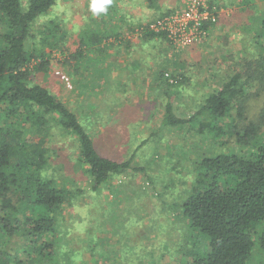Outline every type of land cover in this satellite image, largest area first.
<instances>
[{
	"label": "rangeland",
	"instance_id": "1",
	"mask_svg": "<svg viewBox=\"0 0 264 264\" xmlns=\"http://www.w3.org/2000/svg\"><path fill=\"white\" fill-rule=\"evenodd\" d=\"M206 1L216 21L206 24L203 39L184 47L159 36L142 44L141 30L165 15L142 21L119 36L108 17L130 12L133 0H112L109 15H94L90 0H61L37 21L28 43L35 51L32 81L46 86L88 123L102 154L119 161L132 159L134 169L95 189L76 159L73 135L51 118L39 134L49 138L52 165L47 171L85 194L63 209L53 255L34 252L31 259L39 255L44 264H182L178 248L187 226L171 222L178 215L173 196L186 186L182 179L190 171L189 158L202 146L218 145L209 139L198 142L182 128L163 126L165 104L171 97L179 115H192L207 93L242 70L246 59L264 52V0ZM180 3L173 12L184 9L185 1ZM50 20L59 23L55 36L42 31ZM82 37L88 44L82 45ZM79 51L83 54L74 57ZM42 60L48 63L45 70L38 69ZM161 69L173 85L159 78ZM247 90L252 92L248 109L238 121L244 126L258 120L264 109V85L259 92L254 84ZM3 115L0 112V127L9 121ZM164 187H172L173 196L172 190L162 191ZM71 247L74 251L69 252ZM250 264H264L259 248Z\"/></svg>",
	"mask_w": 264,
	"mask_h": 264
},
{
	"label": "trees",
	"instance_id": "2",
	"mask_svg": "<svg viewBox=\"0 0 264 264\" xmlns=\"http://www.w3.org/2000/svg\"><path fill=\"white\" fill-rule=\"evenodd\" d=\"M58 1L0 0V112L9 120L6 127H0V264H44L39 255H53V236L63 209L85 194L68 187L64 179L59 183L47 171L52 165L46 144L49 138L39 134L51 118L73 135L76 159L95 189L134 169L132 159L119 161L102 154L88 123L83 124L46 86L32 81L35 51L28 43L37 21ZM58 24L50 20L42 30L45 36H55ZM262 26L264 37V18ZM141 32L144 45L158 36L166 39L164 33ZM83 44H88L85 37ZM261 53L246 59V69L232 72L218 89L207 93L192 115H179L171 97L165 104L163 126L182 128L198 142L209 139L218 145L202 146L197 156L189 158L190 171L182 179L186 186L176 196L172 187L162 190H172L170 196L175 198L172 207L178 215L174 211L172 224L181 221L187 226L178 248L182 264H250L256 248L264 255V109L258 120L245 126L238 122L248 109L249 85L258 86L257 92L264 85ZM82 54L79 51L74 57ZM47 66L42 60L38 69ZM159 78L173 85L163 69ZM61 238L56 237L57 242ZM34 252L39 255L31 259Z\"/></svg>",
	"mask_w": 264,
	"mask_h": 264
},
{
	"label": "built area",
	"instance_id": "3",
	"mask_svg": "<svg viewBox=\"0 0 264 264\" xmlns=\"http://www.w3.org/2000/svg\"><path fill=\"white\" fill-rule=\"evenodd\" d=\"M185 7L162 18L148 27L143 28L156 33H164L171 44L184 47L193 44L205 36V25L216 21L206 0H184Z\"/></svg>",
	"mask_w": 264,
	"mask_h": 264
},
{
	"label": "crops",
	"instance_id": "4",
	"mask_svg": "<svg viewBox=\"0 0 264 264\" xmlns=\"http://www.w3.org/2000/svg\"><path fill=\"white\" fill-rule=\"evenodd\" d=\"M174 3V6L169 7L168 4L165 3V0H133V8L129 7L128 9L130 12L124 13L123 10H121V12H115L113 15L114 17H108L110 20L109 24H112L111 26L113 30H115L119 36L123 34L126 35L130 32V29L137 26L138 23L157 19L170 10L178 9L180 0H174ZM181 5L182 4L180 3V6ZM150 11H153V14L150 13Z\"/></svg>",
	"mask_w": 264,
	"mask_h": 264
},
{
	"label": "clouds",
	"instance_id": "5",
	"mask_svg": "<svg viewBox=\"0 0 264 264\" xmlns=\"http://www.w3.org/2000/svg\"><path fill=\"white\" fill-rule=\"evenodd\" d=\"M112 3V0H90V11L96 15L99 13H106L108 6Z\"/></svg>",
	"mask_w": 264,
	"mask_h": 264
}]
</instances>
